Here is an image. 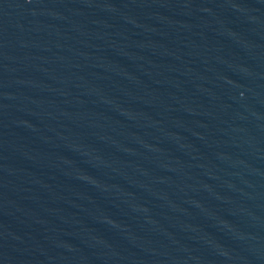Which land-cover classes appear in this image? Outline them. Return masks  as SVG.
I'll list each match as a JSON object with an SVG mask.
<instances>
[{
  "label": "water",
  "instance_id": "water-1",
  "mask_svg": "<svg viewBox=\"0 0 264 264\" xmlns=\"http://www.w3.org/2000/svg\"><path fill=\"white\" fill-rule=\"evenodd\" d=\"M0 264H264V0H0Z\"/></svg>",
  "mask_w": 264,
  "mask_h": 264
}]
</instances>
